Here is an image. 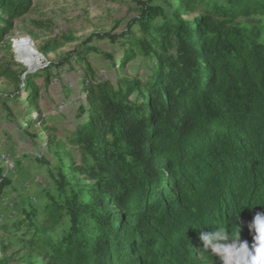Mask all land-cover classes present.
<instances>
[{"label":"trees","instance_id":"obj_1","mask_svg":"<svg viewBox=\"0 0 264 264\" xmlns=\"http://www.w3.org/2000/svg\"><path fill=\"white\" fill-rule=\"evenodd\" d=\"M137 1L124 32L86 42L107 41L111 52L85 43L14 78L15 98L36 107L39 79L49 89L63 74H80L75 124L58 149L69 158H60L62 168L82 178L51 175L42 212L24 209L14 224L26 228L44 264H221L201 249L200 231L238 225L251 247L247 225L264 212V22L237 25L264 19V0H177L167 8ZM30 8V0H0V43ZM93 52L109 77L88 63ZM46 121L37 110L27 126ZM12 184L0 165V203Z\"/></svg>","mask_w":264,"mask_h":264},{"label":"rangeland","instance_id":"obj_2","mask_svg":"<svg viewBox=\"0 0 264 264\" xmlns=\"http://www.w3.org/2000/svg\"><path fill=\"white\" fill-rule=\"evenodd\" d=\"M141 1L167 8L177 0ZM209 1L224 3L226 0ZM30 3L29 12L12 21L13 31L0 43V165L13 181L0 203V260H9V264L45 263L39 251L27 241L26 228L22 225L14 227V224L24 218V209L34 208L38 213L42 212L45 194L52 192L55 186L51 175H57L62 169L71 178H82L62 168L60 158L63 162L69 158L58 149V144L66 139L67 129L75 124L73 115L81 100L80 74H63L53 81L49 89L39 79L40 100L36 107H30L23 97L15 98L14 78L24 72L23 80L25 73L30 71L16 59L15 41L29 39L39 52L45 46L50 49L39 66L43 67L29 72L38 73L50 64L65 60L93 33L121 34L127 29L128 22L137 16L139 8L137 0H30ZM191 18V15L185 17ZM263 22L261 17H250L240 20L237 25L253 27ZM86 44L89 48L112 51L107 41L95 39ZM87 61L97 71L98 78L109 77L111 69L102 54L93 52ZM6 70H9L8 76L4 77ZM37 110L46 118V125L28 127L27 121ZM65 152L77 159L79 157L73 148ZM35 221L43 223L44 218H36ZM60 232L59 229L50 236L56 238Z\"/></svg>","mask_w":264,"mask_h":264},{"label":"clouds","instance_id":"obj_3","mask_svg":"<svg viewBox=\"0 0 264 264\" xmlns=\"http://www.w3.org/2000/svg\"><path fill=\"white\" fill-rule=\"evenodd\" d=\"M215 226L211 232L200 231L201 249L205 253L218 256L221 264H264V212H256L247 225L249 232L254 233L251 247L247 240L241 239L238 225L231 231L220 222Z\"/></svg>","mask_w":264,"mask_h":264},{"label":"bare ground","instance_id":"obj_4","mask_svg":"<svg viewBox=\"0 0 264 264\" xmlns=\"http://www.w3.org/2000/svg\"><path fill=\"white\" fill-rule=\"evenodd\" d=\"M16 59L31 71L36 70L44 62L42 54L29 39H20L14 43ZM43 65L39 68V70ZM12 166V165H11ZM12 168V167H11Z\"/></svg>","mask_w":264,"mask_h":264},{"label":"water","instance_id":"obj_5","mask_svg":"<svg viewBox=\"0 0 264 264\" xmlns=\"http://www.w3.org/2000/svg\"><path fill=\"white\" fill-rule=\"evenodd\" d=\"M43 58H44V56H43ZM27 74H29V72H26V73H25V76H26Z\"/></svg>","mask_w":264,"mask_h":264}]
</instances>
